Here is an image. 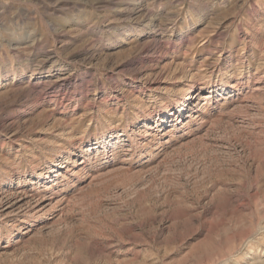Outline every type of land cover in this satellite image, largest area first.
<instances>
[{"label":"rangeland","instance_id":"rangeland-1","mask_svg":"<svg viewBox=\"0 0 264 264\" xmlns=\"http://www.w3.org/2000/svg\"><path fill=\"white\" fill-rule=\"evenodd\" d=\"M0 264H264V0H0Z\"/></svg>","mask_w":264,"mask_h":264}]
</instances>
